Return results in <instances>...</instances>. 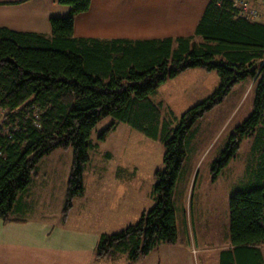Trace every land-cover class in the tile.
<instances>
[{
  "label": "trees",
  "instance_id": "trees-1",
  "mask_svg": "<svg viewBox=\"0 0 264 264\" xmlns=\"http://www.w3.org/2000/svg\"><path fill=\"white\" fill-rule=\"evenodd\" d=\"M57 1L69 11L49 18L47 35L0 26V218L12 219L38 161L56 148L69 147L72 159L61 208L65 220L73 200L84 193L90 132L110 116L100 140L124 122L161 142L163 165L153 172V205L134 223L100 233L94 258L124 255L131 264L160 244L175 243L172 196L188 130L234 83L250 77L255 81L251 113L230 133L210 170L218 174L241 139L254 137V182L228 196L233 247L222 251L220 264H264V22L241 16L232 0H209L193 35L75 37L74 16L86 11L90 0ZM190 68L215 71L218 84L172 125L161 118L152 96L167 79Z\"/></svg>",
  "mask_w": 264,
  "mask_h": 264
},
{
  "label": "crops",
  "instance_id": "crops-1",
  "mask_svg": "<svg viewBox=\"0 0 264 264\" xmlns=\"http://www.w3.org/2000/svg\"><path fill=\"white\" fill-rule=\"evenodd\" d=\"M208 1L90 0L88 9L74 16L72 34L132 40L189 36L194 34ZM68 11L69 6L57 0H0V26L47 35L50 33L49 18L66 15ZM210 72L190 68L182 73L202 83L204 80L203 89L202 86L189 88L192 91L202 89L199 93L207 94L208 81L214 83L215 79ZM36 175L31 176L26 191L18 198L12 219L3 221L0 218V264H128L124 255L115 259L94 258V246L100 233L115 232L134 223L146 210L145 205L138 202L141 185L135 167L117 166L116 170L108 171L99 165L90 174L87 185L83 180L84 193L73 200L66 219L55 222L35 216L16 217L32 209L28 202L29 187ZM185 231L187 234L186 227ZM195 243L187 234L184 241L160 244L131 264H197L199 252L215 248L218 254L214 260L220 264L222 251L233 247L230 234L218 247L200 248Z\"/></svg>",
  "mask_w": 264,
  "mask_h": 264
},
{
  "label": "rangeland",
  "instance_id": "rangeland-1",
  "mask_svg": "<svg viewBox=\"0 0 264 264\" xmlns=\"http://www.w3.org/2000/svg\"><path fill=\"white\" fill-rule=\"evenodd\" d=\"M198 39L195 36V40ZM182 72L167 79L152 96V100L160 106L161 118L170 120L172 125H175L185 110L207 97L218 84L216 73L211 71L215 75L214 83L209 80L207 94L199 93L206 82L203 80L202 83L198 78L188 77L189 74ZM254 84V78L250 77L234 83L226 96L199 116L188 130L185 157L172 196L176 242H181L182 239L184 241L188 234L194 243L197 237L195 245L200 248L218 247L229 234L228 196L254 182L253 168L257 163L252 146L254 137L241 139L235 154L218 174L213 176L210 166L225 147L236 125L251 113ZM190 86H202V89L192 91ZM112 120L110 116L103 117L90 132L89 159L85 165L83 180L87 185L90 174L99 165L105 166L108 171L116 170L117 166L135 167L139 186L141 185L138 202L148 209L154 203L148 196V191L154 183V170L163 165L164 147L159 140L147 137L124 122H117L105 139L100 140L99 134ZM71 159V150L66 147L56 148L38 161L35 175L38 174L29 187L28 202L32 209L22 211L16 217L35 216L53 222L62 219L61 208ZM217 252L216 248L199 252L197 264H216L214 256Z\"/></svg>",
  "mask_w": 264,
  "mask_h": 264
},
{
  "label": "built area",
  "instance_id": "built-area-1",
  "mask_svg": "<svg viewBox=\"0 0 264 264\" xmlns=\"http://www.w3.org/2000/svg\"><path fill=\"white\" fill-rule=\"evenodd\" d=\"M239 14L247 19H260L264 22V0H232Z\"/></svg>",
  "mask_w": 264,
  "mask_h": 264
}]
</instances>
